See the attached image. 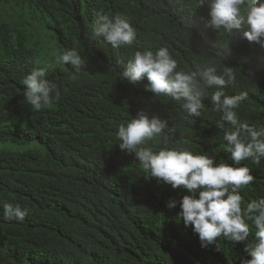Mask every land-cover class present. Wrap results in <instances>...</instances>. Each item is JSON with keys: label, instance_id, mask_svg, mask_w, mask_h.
<instances>
[{"label": "trees", "instance_id": "16d2710c", "mask_svg": "<svg viewBox=\"0 0 264 264\" xmlns=\"http://www.w3.org/2000/svg\"><path fill=\"white\" fill-rule=\"evenodd\" d=\"M18 7L50 32L56 52L76 48L84 65H51L57 85L52 103L39 111L24 99L21 83L46 66L37 35ZM209 0H0V264H239L244 244L223 238L219 250L202 249L177 217L170 198L182 188L148 177L134 154L119 149L117 126L140 111L166 119L175 129L169 147L231 163L206 90L200 117L175 102L155 98L143 83L119 79L137 50L167 47L180 70L213 64L232 67L237 79L225 94L248 97L242 122L264 130V49L235 33L208 25ZM98 13L126 16L137 31L132 46L113 49L93 35ZM227 126V125H226ZM163 147L162 137L148 142ZM254 181L241 190L245 203L264 197V158L243 161ZM4 203L27 209L24 220L4 219ZM252 237H249V241Z\"/></svg>", "mask_w": 264, "mask_h": 264}, {"label": "clouds", "instance_id": "9594fccd", "mask_svg": "<svg viewBox=\"0 0 264 264\" xmlns=\"http://www.w3.org/2000/svg\"><path fill=\"white\" fill-rule=\"evenodd\" d=\"M203 3V0H201ZM208 25L222 28L229 34L240 35L251 44L264 49V0H209ZM93 35L113 49L132 46L137 31L124 15L109 16L98 13L93 24ZM56 65H71L79 70L84 65L76 48L54 53ZM51 65L33 68L21 83L24 99L39 111L52 103L57 85L46 79ZM119 79L132 85L143 83V88L155 98L163 97L178 104L192 117H200L204 109L206 90L216 89L210 95L213 110L220 114L218 127L226 142L224 151L231 163L217 162L208 154L169 147L175 129L166 132V119L140 111L133 118L117 126L119 149L134 154L148 177L186 190L179 201L170 198L166 207L179 205L177 217L184 227L191 228L200 247L214 246L219 250L223 238L234 244H244L245 257L239 264H264V197L245 203L241 190L254 181L251 169L242 164L251 160L260 164L264 158V130H257L241 121L238 109L248 93L225 94L224 89L234 85L237 74L232 67L219 69L208 64L192 71L180 70L177 60L167 47L155 50H137L123 63ZM227 125V126H226ZM162 137L163 147L153 150L149 141ZM4 219L24 220L27 209L4 203ZM252 239L249 241V237Z\"/></svg>", "mask_w": 264, "mask_h": 264}, {"label": "rangeland", "instance_id": "374dc122", "mask_svg": "<svg viewBox=\"0 0 264 264\" xmlns=\"http://www.w3.org/2000/svg\"><path fill=\"white\" fill-rule=\"evenodd\" d=\"M5 13H13V16H20V19L25 24V27L29 30V32H33V34L37 35L40 42V54L46 61L47 65L54 64V53H56L54 48V42L51 38L50 32L44 27L38 25L35 21L31 20L28 16L24 15L18 7H11L9 5L5 6ZM0 148H8V149H17L18 145L10 142L0 143Z\"/></svg>", "mask_w": 264, "mask_h": 264}]
</instances>
